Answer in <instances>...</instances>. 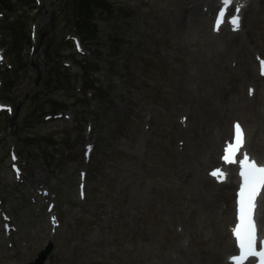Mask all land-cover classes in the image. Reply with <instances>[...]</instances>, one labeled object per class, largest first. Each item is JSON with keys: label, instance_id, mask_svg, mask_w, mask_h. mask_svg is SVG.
<instances>
[{"label": "rangeland", "instance_id": "obj_1", "mask_svg": "<svg viewBox=\"0 0 264 264\" xmlns=\"http://www.w3.org/2000/svg\"><path fill=\"white\" fill-rule=\"evenodd\" d=\"M243 8L217 31L200 1L0 0V264L226 262L239 186L211 173L237 122L264 157V0Z\"/></svg>", "mask_w": 264, "mask_h": 264}, {"label": "snow or ice", "instance_id": "obj_2", "mask_svg": "<svg viewBox=\"0 0 264 264\" xmlns=\"http://www.w3.org/2000/svg\"><path fill=\"white\" fill-rule=\"evenodd\" d=\"M235 0H221V7L217 14L215 30L219 31L223 18L229 7ZM242 5L235 9V14L230 18L233 31H238L240 27V17L238 15ZM2 59V57H0ZM261 69L264 72V61L261 62ZM251 94V91H250ZM234 142L226 145L222 159L226 163H236V156L244 143V134L240 124L234 125ZM242 183L237 198V223L232 229L239 254L231 257L233 264H246L247 261L255 259L257 264H264V243L257 247V234L255 224L252 219L253 201L264 188V165H258L255 160L250 159L247 153L239 160ZM211 175L222 181L225 173L221 169L214 170ZM54 219V218H53Z\"/></svg>", "mask_w": 264, "mask_h": 264}, {"label": "bare ground", "instance_id": "obj_3", "mask_svg": "<svg viewBox=\"0 0 264 264\" xmlns=\"http://www.w3.org/2000/svg\"><path fill=\"white\" fill-rule=\"evenodd\" d=\"M212 4H215V2L214 1H212L211 2ZM209 8H211V5L209 6ZM215 10H213V12H214ZM248 135L247 134H245V136H244V143H243V146L240 148V150H239V152L237 153V156H236V163H230L229 164V166H231V167H233V168H235L236 170H237V173H236V180L234 181V183H237V184H239V185H241V183H242V178L240 177V175H239V172H240V166H239V160L240 159H242L243 158V152L246 150L247 151V153H248V156L250 157V159H252V155L254 156V158H256V159H258L259 160V158H262L261 156H258L257 154H255L252 150L250 151V150H248V148H246L245 146H246V142H247V140H246V137H247ZM249 151V152H248ZM239 154H241V155H239ZM253 160V159H252ZM224 166H227L226 165V163H225V161H223V163H222ZM218 169H221L223 172H224V167L222 166V165H219V168ZM262 206V205H261ZM263 209H261V214L263 215ZM54 217V216H53ZM264 219V218H263ZM54 222H55V218H54ZM234 226H235V224H234ZM233 226V227H234ZM258 226V225H257ZM257 226H255V228L257 229ZM261 232L263 233V230H262V228H261ZM226 239V238H225ZM264 240V239H263ZM223 241H225V240H223ZM234 246H233V244H232V242L231 241H229V239L227 238L226 239V243H224L223 242V252L224 251H231V250H233L234 248H233ZM236 252H238L239 253V249H238V251H236ZM223 264H232L231 262H229V261H226V262H224ZM246 264H252V260H250V261H247L246 262Z\"/></svg>", "mask_w": 264, "mask_h": 264}, {"label": "water", "instance_id": "obj_4", "mask_svg": "<svg viewBox=\"0 0 264 264\" xmlns=\"http://www.w3.org/2000/svg\"><path fill=\"white\" fill-rule=\"evenodd\" d=\"M52 250H53V245L52 244L47 245L45 248H43L40 251V253L38 254V257L34 261L26 263V264H47L46 260L48 256L50 255V253L52 252Z\"/></svg>", "mask_w": 264, "mask_h": 264}, {"label": "trees", "instance_id": "obj_5", "mask_svg": "<svg viewBox=\"0 0 264 264\" xmlns=\"http://www.w3.org/2000/svg\"><path fill=\"white\" fill-rule=\"evenodd\" d=\"M87 2L89 3V0H87ZM103 2V1H102ZM81 7H82V12L84 11V6L83 5H81ZM89 10V8H87V9H85V11H88ZM85 15H86V13H85ZM83 17L84 16H82V18L81 19H79L78 21H77V28H78V30H80L81 32L83 31V29L85 28V27H89V26H87V23H84V22H81L82 21V19H83ZM89 25V24H88ZM83 81H84V86H86V83H85V80L83 79ZM6 85V84H5ZM88 88H92V87H88ZM93 89V88H92Z\"/></svg>", "mask_w": 264, "mask_h": 264}]
</instances>
